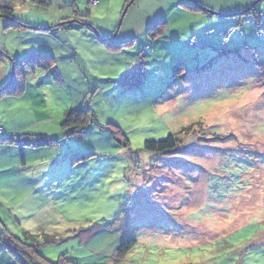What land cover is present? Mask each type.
I'll use <instances>...</instances> for the list:
<instances>
[{"label": "rangeland", "instance_id": "1", "mask_svg": "<svg viewBox=\"0 0 264 264\" xmlns=\"http://www.w3.org/2000/svg\"><path fill=\"white\" fill-rule=\"evenodd\" d=\"M50 1L33 9L56 24L49 31L0 17L1 61L55 59L23 70L10 86L22 95L0 98V128L50 139L27 158L56 176L58 227L89 237L39 252L116 264L121 232L137 241L121 264H264V0H212L242 9L211 13L182 5L195 0ZM69 110L93 119L63 128ZM169 135L176 150H147Z\"/></svg>", "mask_w": 264, "mask_h": 264}, {"label": "crops", "instance_id": "2", "mask_svg": "<svg viewBox=\"0 0 264 264\" xmlns=\"http://www.w3.org/2000/svg\"><path fill=\"white\" fill-rule=\"evenodd\" d=\"M210 1L212 0H195V2L199 5V9L206 12L213 11L211 9L219 12H233L242 9L241 7L227 8L225 11H222L219 8H214L213 4L209 3ZM256 1L258 0H243L241 2L245 5H250ZM235 4L237 3H232V6ZM38 14L39 13L33 11V9L29 6H24L20 8L19 14L16 13V18L29 26L42 29L41 31H49V29L56 25L54 22L48 21L45 19V17H42V14ZM11 70L12 61L10 59L6 58L4 61H1L0 87L8 83L11 77L13 78L14 72L12 70L11 75ZM0 132L4 134L10 133L6 132L4 128H0ZM4 134H2V137H9ZM3 148H5L6 151H10V153H12L15 163L10 164L8 161H4L3 157L0 158L1 227L6 228L11 234L14 235L21 236L24 234H32L39 238L44 236H62L64 239L70 238L74 240L75 244H80V241H84V237L89 233L84 234L81 232V234H79L73 229L64 231L61 230L62 227H58L60 224L59 219L60 217L62 219L65 214V210L60 202H54L49 197L50 191L48 184L51 182V180L56 178V176L53 177L51 175V170L45 166L44 163H42V167H39L38 169L35 168V166L39 164L30 162L27 158L26 150H32L30 147H23L22 149L19 148V152H16V150L12 149V145L0 143V150H3ZM34 149L42 150L37 148ZM19 161H21V163H19ZM40 161L43 160L41 159ZM53 171L54 170H52V172ZM60 205L61 207H59ZM69 233H71V235H68ZM115 236L116 237L113 238V245H116V243L118 245L122 244L123 242L121 243L120 239L124 238L122 237L121 232ZM45 247L47 246H44L41 249ZM0 264H16L13 258L7 251L4 250L1 244Z\"/></svg>", "mask_w": 264, "mask_h": 264}, {"label": "trees", "instance_id": "3", "mask_svg": "<svg viewBox=\"0 0 264 264\" xmlns=\"http://www.w3.org/2000/svg\"><path fill=\"white\" fill-rule=\"evenodd\" d=\"M134 1L135 0H126V3L131 5L132 2ZM260 1L261 0H258L257 2L259 3ZM92 4L96 5L94 4V2H92ZM182 5L186 9L191 10L193 12L203 11L199 9V5L194 1L191 2V4L189 3ZM24 6H29L32 9H34L37 6L39 8L48 10L51 8L52 3L50 0H0V17H5L8 20H10L11 23L9 24V26L15 28L19 26L28 27L27 24L23 22H19L15 18L17 7L21 8ZM78 17H75L74 20L71 21L66 19L63 24L66 25V24L80 22L81 20H79ZM158 28L159 27L157 23L155 29L158 30ZM152 30L149 31L150 34ZM199 43L202 44V42L200 41ZM198 48L204 49V45L202 44V47L198 46ZM10 60L12 61V70L14 72V75L8 85L6 83L2 87H0V98L5 94L11 96L22 95V93L11 91L10 86L14 82H19L21 84L25 82V79L21 76L24 75L23 70H25L26 68L28 69V67H30L31 64L32 66L40 65L47 68H51L55 64V59L53 57L39 55L36 53L31 54L29 58L27 59L25 58V60L22 62L15 61L12 59ZM175 71L183 72L182 65H178L175 68ZM17 78H19V81H16ZM92 119H93L92 115L89 111L69 110L66 111L63 117L61 118V126L66 129L72 128L74 132H78L83 130L86 127V125L92 121ZM37 138L38 137L36 136L27 135V134L11 135L9 137H1L0 143L6 145L18 146L20 149H22L23 147L41 148L50 145V139H48L47 136L43 137L42 139L40 138L37 139ZM178 144H179L178 139L174 135H169L165 140L162 141L147 142L146 148L147 150L152 152L165 153L176 150L179 147ZM64 240L66 239H64V237L62 236L61 237L44 236L39 238L32 234H24L21 236L14 235L11 234L6 228H2V230L0 231V244L3 246L4 250L9 253V255L13 258L16 264H80L74 261L73 259L69 258L68 254H63L59 256L57 262H54L45 258L41 254V252H39L40 249L44 246H49L53 244L57 245L63 242ZM136 245H137V241L135 239L131 237L127 238L118 248L116 254L113 256L114 261H117L116 264H121L120 262L126 261V258L133 251Z\"/></svg>", "mask_w": 264, "mask_h": 264}, {"label": "built area", "instance_id": "4", "mask_svg": "<svg viewBox=\"0 0 264 264\" xmlns=\"http://www.w3.org/2000/svg\"><path fill=\"white\" fill-rule=\"evenodd\" d=\"M94 4H97L96 2H94ZM191 42V41H190ZM190 44V43H189ZM192 45V44H191ZM198 45H199V47H202V44H200L199 43V41H197V43H196V46L198 47Z\"/></svg>", "mask_w": 264, "mask_h": 264}, {"label": "water", "instance_id": "5", "mask_svg": "<svg viewBox=\"0 0 264 264\" xmlns=\"http://www.w3.org/2000/svg\"><path fill=\"white\" fill-rule=\"evenodd\" d=\"M210 13H211V11H209ZM11 79H12V77H11Z\"/></svg>", "mask_w": 264, "mask_h": 264}]
</instances>
